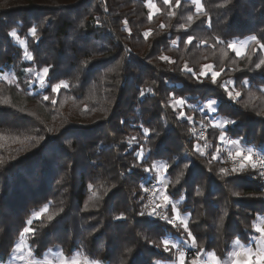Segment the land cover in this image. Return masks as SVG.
Segmentation results:
<instances>
[{
    "label": "trees",
    "instance_id": "1",
    "mask_svg": "<svg viewBox=\"0 0 264 264\" xmlns=\"http://www.w3.org/2000/svg\"><path fill=\"white\" fill-rule=\"evenodd\" d=\"M200 4L198 11L194 0L179 7L176 0H0V74L15 77L0 80V264L10 263L28 220L37 260L60 248L67 260L81 254L100 264L175 262L178 250L165 252L162 241L179 240L188 250L187 233L148 214L144 189L157 177L143 169L152 164H168L166 193L183 199L179 212L206 254L226 264L236 239L254 243L264 177L251 165L232 171L219 150L222 129L210 127L209 116L235 120L223 129L226 138L264 154V65L256 67L264 51L251 40L264 44V0ZM240 40L251 42L238 56L228 44ZM185 65L197 74L212 65L220 75L213 84L210 73L197 79ZM45 66L48 82L67 87L52 93L33 85L28 69ZM225 81L240 92L235 100ZM174 98L185 100L191 122L177 118ZM211 99L215 113L205 107ZM200 127L211 143L203 155ZM161 213L173 215L171 207Z\"/></svg>",
    "mask_w": 264,
    "mask_h": 264
},
{
    "label": "snow or ice",
    "instance_id": "2",
    "mask_svg": "<svg viewBox=\"0 0 264 264\" xmlns=\"http://www.w3.org/2000/svg\"><path fill=\"white\" fill-rule=\"evenodd\" d=\"M171 0H164L165 4H170ZM197 6L199 7V0H195ZM180 5V0H176V6L179 7ZM149 7H155L154 4H152L151 2H149ZM149 19H151V16H149ZM188 20L191 22L193 20L192 16L188 17ZM126 23V22H125ZM37 33V29L36 27H32L30 29V34L35 37ZM149 33H145V37H147ZM9 35L11 37H17V32L15 30H12ZM192 37L189 36L187 39V43L191 44L192 43ZM251 40L254 41L259 48L264 51V44H262L260 42V40H258L256 38V36H252ZM223 41H217V43H222ZM21 43H23V41H21ZM247 42H244L240 45V47H237L235 43H229L228 47L230 49H232L233 52H235L238 56L243 55V48L245 46ZM25 59L28 61H32L33 60V56L25 51L24 53ZM161 59L163 60H169V58L167 56H162ZM261 65H264V59H260L259 63L256 64L257 68H260ZM213 66L212 65H206L205 69H202L201 72L199 74H197L196 72H193V70L191 68H188L187 65H185V71L192 73L193 77H196L197 79H199V77H203V76H207L209 73L211 75V80L212 83L215 84L217 82V77L220 75V72L218 71H213ZM50 68L48 66L43 67L39 72L36 73V81L32 82L33 85L35 83H38L40 85V88H50L52 93H58L59 90L62 87H67L66 84H64L63 81H60L59 83H55L52 84L50 82L47 81V77L49 74ZM28 72L31 73L32 69L29 68ZM233 81H225V83L222 85V87L224 88L225 92H227L228 94V99L229 100H235L237 97L240 96V92H235L233 93L232 90L229 89V85L233 84ZM245 84L248 83L247 80L244 81ZM141 95H144V92L141 91ZM50 99V96L47 94L43 95V100L48 101ZM52 104L56 103L55 99L51 100ZM216 104L217 101L215 99H211L207 102L206 104V108L208 111L215 113L216 112ZM185 105V100L183 98H174L173 100V107L174 110L175 108H180V112L178 114V119L180 118H184L187 119L188 121H192V117L191 116H187L185 114V112L183 111V107ZM236 121L235 120H223L220 121L219 123H216L214 126L221 128L222 131L220 132V136H219V140L221 142H224L226 137H225V132L223 131V129H225L227 127V125L229 124H235ZM149 134V129L148 128H144V135L145 137H147ZM232 144L238 145L239 141L237 140H233ZM197 151H200V147L199 145H197L196 147ZM143 149H141V151L139 153H137V159L140 160L143 158ZM201 155H203V152H201ZM230 158L233 160L234 163L239 162L238 164V168L240 170H243L247 164H250L251 167L253 169L257 168V164L255 162L252 161V150L249 149L248 150V154L244 155L241 151V149L239 147H237V150L234 154L230 153ZM217 156H212V159H217ZM259 167L261 169H264V159H261L259 162ZM168 169V164H163V165H157V164H152L150 167H144V172L146 173H151L153 171H167ZM227 169H221V172L224 174H227ZM233 172L237 171V167H233L232 169ZM261 176H264V171H261L259 173ZM158 183L163 184V181H158ZM177 183H179V181H177ZM167 188V185L164 184L162 188L157 189L156 191L153 192V195H156L157 192L160 193V197L163 200L164 204L163 207H167V205L169 204V195L166 194L164 192V189ZM145 192L150 191L151 189H149L148 187H145ZM199 195V193H197ZM162 205L160 204H155V206L153 207V210L151 212H149V215H155L156 210L161 208ZM47 208L45 207L44 209L41 210L40 213H38L36 215V219H39L41 215H43V213L47 212ZM171 211H172V217H168V216H164L163 219L166 220L169 224H172L174 227L177 226V221H179V224L183 226L184 232L187 233V238L188 240L191 241L190 244L187 245V247L191 248V249H195L196 251L189 256L186 259V254L184 251H178V257H177V261L174 262V264H221L220 260L217 258L216 254L214 252L212 253H205L204 249L202 247H198L197 243H196V239L195 237H193V234L191 231H189L188 229V221L186 219L181 218L180 216V212L177 210L176 205L172 204L171 207ZM141 215H144L143 212L140 213ZM122 217H117V219H121ZM49 219L51 220L52 217H49ZM33 221L32 220H28L27 221V225L26 227L23 228V231L21 232V237L23 238L24 236L28 235V234H33L34 235V231L33 229L30 227L32 225ZM223 224V221L221 220V225ZM255 231L257 233H259V242H260V246L253 251V249L251 247L244 249L242 251H237V252H233V256L236 257L237 259H235L234 264H264V227H256ZM235 245L236 246H240L241 245V241L240 239H236L235 240ZM163 247H164V251L168 252L171 251L173 248H177L176 244L170 243V241L168 239H164L162 241ZM19 250V249H18ZM30 255H31V250H30ZM207 255V259L204 258V256ZM241 257H245L246 259H241ZM21 259H23V257H21ZM29 264H36L35 260L33 261H29ZM48 264H51V262H48ZM60 264H80L79 261L77 260H72V261H67L64 259H61ZM83 264H89V262L86 260L83 262ZM93 264H98V262H93Z\"/></svg>",
    "mask_w": 264,
    "mask_h": 264
},
{
    "label": "rangeland",
    "instance_id": "3",
    "mask_svg": "<svg viewBox=\"0 0 264 264\" xmlns=\"http://www.w3.org/2000/svg\"><path fill=\"white\" fill-rule=\"evenodd\" d=\"M151 9L153 10V12L158 11V9H157L156 6L155 7H151ZM198 9H199L198 11L201 10L200 0H199V7H198ZM13 38H14V40L16 42H18L20 40V36L18 35V32H17V37H13ZM244 42H247V43L245 44V46L243 48V55L245 54V52H246V50H247V48H248V46H249V44H250L251 41L250 40H245V41L240 40L238 42H235V44H236L237 47H240V45L242 43H244ZM29 62H32V61H29ZM36 73L37 72H31V73H29V75L32 78V81L33 82L36 81ZM13 75L14 74L12 72L6 71V72L0 74V80L8 81L9 83H15V77ZM34 85H39V84L38 83H35ZM209 117H210V119H209L210 120V127H213L216 123H219L220 122L219 120H217V121L214 120V117H212V116H209ZM205 129H206L205 127H200V130L201 131L198 130V129H197L198 131L196 130L197 133H198L197 138H200V137L202 138V135L201 134L203 132H205ZM199 131L201 132L200 134H199ZM206 138H207V136L204 138L206 140V141H204V143H205L204 145L205 146H203L202 149H201L202 152H204L205 154L209 152V149L211 150V148H210L211 147V143H209ZM232 141L233 140L227 139V138L225 139L224 142H221L220 141V144L223 145V147H224V152L226 150V151L231 152L232 154H234L236 152V150H237V147H239L241 149L242 144L240 142H239L238 145H235V144H232ZM221 145L220 146L218 145V146L221 147ZM215 155H217V154H215ZM229 157H230V155H229ZM230 160H231V164L230 165L239 164V162L234 163L231 158H230ZM157 165H163V164H157ZM247 165H250V164H247ZM256 169H257V171H259V167L258 166H257ZM155 173H156L157 179H156V182H154V184L151 186L153 192L156 191L159 188H162L163 185L167 183L166 182L167 179H166V173H165V171H163V172L155 171ZM161 180L163 181V184L158 183V181H161ZM164 192L166 193V190L165 189H164ZM154 197H155V204L162 205V207L159 208L162 212H164L167 208L172 207V204H175L176 207H177V210L179 211V207H180L179 205L183 202V199H179L178 201H173V200L169 199V204L167 205V207H163L164 202H163V200L160 197V193L157 192V194L154 195ZM145 199L147 201V195L145 196ZM150 210L152 211V209H150ZM180 216H181V218L186 219L187 221H189V217L188 216H184V215H181V214H180ZM158 217L162 219V216H159L158 215ZM177 226L180 227L182 230H184L183 229V226L179 224V221H177ZM256 227H264V218H262L261 221L259 220V222H258V224H257ZM258 239H259V236L255 239V241L258 240ZM184 241H185L184 242V245L187 246L188 244H190L189 241H186V240H184ZM170 243L176 244L177 245V248H175V249L178 250V251H184L185 252L187 250V249L184 250V249L180 248V246H179L180 241L179 240L178 241H174V242L173 241H170ZM21 257H23V259H21ZM177 257H178V252H177ZM61 259L67 260V259L64 258V256H63L60 248H56L54 250L49 251L48 254L45 256V258L43 260H37V259L33 258L32 253L30 255V248H29V245L27 243V238H26V236H24L19 241V244L17 246L16 251L12 254L11 261H10L11 263H9V264H29V261H33V260H35L36 264H48V262H51V264H60ZM72 260H77V261L80 262V264H83V262L87 260L89 262V264H93V262H90V260L86 259L81 254L76 255ZM72 260H67V261L70 262ZM176 261H177V259H176ZM98 264H100V263H98ZM166 264H170V263H166ZM172 264H174V263H172Z\"/></svg>",
    "mask_w": 264,
    "mask_h": 264
},
{
    "label": "built area",
    "instance_id": "4",
    "mask_svg": "<svg viewBox=\"0 0 264 264\" xmlns=\"http://www.w3.org/2000/svg\"><path fill=\"white\" fill-rule=\"evenodd\" d=\"M202 138H205L207 136L206 134V131L203 132L202 134ZM251 149L252 150V161L255 162L257 164V166L259 167V162L261 159H264V154L261 153L258 149L254 148V147H242L241 146V151L244 155H247L248 154V150ZM220 150L223 152L224 151V147L223 145H221L220 147ZM226 157L228 158L227 161H229L231 163V160H230V157H229V154L231 152H228L226 151ZM233 164V163H232ZM234 167H237L238 168V164H233ZM261 171H264V169H261L259 167V173ZM264 177V176H263ZM149 189H151L150 191L147 192V201H146V204H147V207H149L150 209L153 210V207L155 206V197L153 195V191H152V187H150ZM162 211L160 209H157L156 210V213L159 215V216H162V219L163 217L165 216L163 213H161ZM196 250L195 249H188L185 251V254H186V258H188L189 256H191Z\"/></svg>",
    "mask_w": 264,
    "mask_h": 264
},
{
    "label": "crops",
    "instance_id": "5",
    "mask_svg": "<svg viewBox=\"0 0 264 264\" xmlns=\"http://www.w3.org/2000/svg\"><path fill=\"white\" fill-rule=\"evenodd\" d=\"M166 179H167V178H166ZM166 182H167L166 185H168V180H167ZM165 190H166V189H165ZM176 208H177V207H176ZM187 241H189V242L191 243L190 240H187ZM259 246H260V243H259V239H258V240H256L254 243L250 244L249 246H243V245H240V246L237 248V250H236L235 252H237V251H242V250L247 249V248H249V247H251V248L253 249V251H255ZM205 259H207V257H206ZM235 259H237V258L234 257L233 254H232L229 263H226V264H234ZM241 259H246V258H245V257H241ZM10 263H11V262H10ZM172 263H174V262H172ZM172 263H170V264H172ZM161 264H166V263H161Z\"/></svg>",
    "mask_w": 264,
    "mask_h": 264
}]
</instances>
